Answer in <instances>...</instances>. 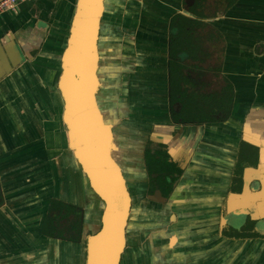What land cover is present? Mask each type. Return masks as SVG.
<instances>
[{"label": "crops", "instance_id": "0c3cea01", "mask_svg": "<svg viewBox=\"0 0 264 264\" xmlns=\"http://www.w3.org/2000/svg\"><path fill=\"white\" fill-rule=\"evenodd\" d=\"M76 1L27 0L0 13V264H63L62 240L78 239L49 234L50 207L64 201L82 215L89 209L86 179L64 148L56 88ZM106 5L104 19L115 27L108 53L119 58L121 79L115 110L135 120L154 111V134L167 139L174 159L188 171L168 209L154 202L159 225L141 223L149 210L135 208L132 246L122 264H264V0H237L212 19L226 38L223 72L235 97L226 121L203 125L174 124L169 116L160 121L156 114L169 104L168 27L171 16L183 10L182 0ZM140 50V58L154 56V69L142 62L135 66ZM125 54L136 61L127 66V80ZM244 145L258 149V156L245 169L242 189L234 190ZM244 224L246 234L230 233ZM74 252L69 264L78 262Z\"/></svg>", "mask_w": 264, "mask_h": 264}, {"label": "water", "instance_id": "95a60500", "mask_svg": "<svg viewBox=\"0 0 264 264\" xmlns=\"http://www.w3.org/2000/svg\"><path fill=\"white\" fill-rule=\"evenodd\" d=\"M107 12L106 0H77L59 55L56 88L64 127V148L85 177L84 189L91 195L89 209L86 207L88 211L82 215L80 239L77 242L61 239L65 243L61 252L63 264H69L73 250L77 264H122L132 246L135 208L149 210L148 219L141 223L159 225L157 220L154 222V202L156 208L168 209L179 179L188 174L187 168H182L183 172L168 196L160 189L149 193L145 162L147 141L151 138L154 143L168 146L169 142L152 130L154 111H145L143 118L140 116L135 120L124 113L121 116L115 110L121 79L116 70L119 58L112 53L111 59L108 53V44L112 43V38L108 39L109 31L115 27L104 19ZM129 46L127 43L126 50ZM110 49L113 52V48ZM114 49L117 48L114 46ZM142 53L140 50V61L135 66L142 62L145 67L154 69V56L148 54L140 58ZM125 55L122 60L127 71L124 79L127 80L128 69H132L127 66L136 61L132 55ZM111 85L114 86L112 92L106 94ZM165 106L164 111L156 112L160 121H164L163 116L170 117L169 104ZM168 121L172 122L171 117ZM168 150L173 155L170 146ZM249 179L250 176L244 189H248Z\"/></svg>", "mask_w": 264, "mask_h": 264}, {"label": "trees", "instance_id": "16d2710c", "mask_svg": "<svg viewBox=\"0 0 264 264\" xmlns=\"http://www.w3.org/2000/svg\"><path fill=\"white\" fill-rule=\"evenodd\" d=\"M198 1V5H202L203 0ZM236 1L229 0V4H234ZM170 22L173 33L168 45V71L169 111L172 122L184 125H199L226 121L232 113L234 104L235 90L232 81L225 78L226 84L220 91L203 93L194 86L189 85L190 80L183 73L186 66L178 56L185 54L190 58L197 59L201 50H204L205 42L220 38L224 41L225 48L223 34L209 23L180 13L171 16ZM151 155L149 150L147 155L145 151L146 165L149 163L148 167L146 166L147 171L152 169L151 171L154 173V184H151V189H154V192L156 189H160L164 196H168L179 176L176 179L173 178L172 168L174 164L170 162L172 155L167 144L154 143V163L150 160ZM151 189L150 191H152ZM150 191L149 193H151ZM1 202L0 197V204ZM78 229L79 240L82 231L81 222ZM49 234L52 235L53 233ZM61 237L73 240L76 238H72V236Z\"/></svg>", "mask_w": 264, "mask_h": 264}, {"label": "flooded vegetation", "instance_id": "af4514ba", "mask_svg": "<svg viewBox=\"0 0 264 264\" xmlns=\"http://www.w3.org/2000/svg\"><path fill=\"white\" fill-rule=\"evenodd\" d=\"M198 3H199L198 0H192V3H189L188 0H182L183 10L178 11L175 14L177 13L184 14L188 17L209 23L212 26L216 27L223 34V37L225 38L222 29L215 23V21H212V19L221 15L224 11L232 7L236 2L234 4H229V0H203L201 2L202 5H198ZM168 30H169V42H170L173 33L171 22L169 23ZM204 45H205L204 50H201L197 59L190 58L188 55L185 54L178 55L180 61H182V63L186 66L183 69V73L184 76L190 80L189 85L194 86L199 91H202L203 93L218 92L226 84L225 78H229L223 72L224 56L226 50V38H225V48H224V41L221 38L213 41H207L205 42ZM213 54H216L217 57V59H215L214 62H212ZM174 124H178V123H174ZM243 148L244 151H242V153L240 152V156L235 166L234 174L232 176V188L234 190L236 188L239 190L242 189L245 178V169L247 166H249V164H255L258 156V149L251 148L245 145L243 146ZM148 150L152 154L150 160L154 163V140H152L151 138L148 139L145 147L146 155ZM171 158L172 160L170 162L174 164L172 168V174L174 176L173 178L176 179L178 178V176H180V174H182L183 169L179 165V162L174 159L173 155ZM148 165L146 166L148 167ZM151 170L148 169L149 191L152 188L151 184H154V173ZM151 190L152 191L150 192L153 193L154 189ZM0 197H2L1 191H0ZM56 202L57 203L55 207L53 206L50 207V214H48L47 216V220H46L47 231L50 230L51 233L57 234L60 237L72 236V238L76 237L75 240L78 239V235H79L78 228H79V223L82 221V211L78 207L70 205L64 201H56ZM246 226L247 225L242 226V230L239 229L238 231H235L233 229L230 231V233L235 234L236 232H238V235L246 234L247 233Z\"/></svg>", "mask_w": 264, "mask_h": 264}, {"label": "built area", "instance_id": "2783aa9c", "mask_svg": "<svg viewBox=\"0 0 264 264\" xmlns=\"http://www.w3.org/2000/svg\"><path fill=\"white\" fill-rule=\"evenodd\" d=\"M27 0H1L0 1V13L15 10L20 2Z\"/></svg>", "mask_w": 264, "mask_h": 264}, {"label": "rangeland", "instance_id": "374dc122", "mask_svg": "<svg viewBox=\"0 0 264 264\" xmlns=\"http://www.w3.org/2000/svg\"><path fill=\"white\" fill-rule=\"evenodd\" d=\"M218 47H220V46H218ZM215 59H217V57H216V54H213V57H212V62H214V61H215Z\"/></svg>", "mask_w": 264, "mask_h": 264}]
</instances>
